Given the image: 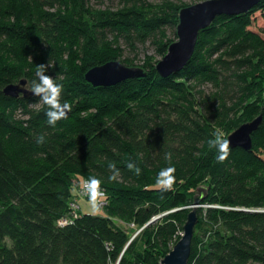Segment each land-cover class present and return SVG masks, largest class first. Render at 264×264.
Masks as SVG:
<instances>
[{"label":"trees","instance_id":"1","mask_svg":"<svg viewBox=\"0 0 264 264\" xmlns=\"http://www.w3.org/2000/svg\"><path fill=\"white\" fill-rule=\"evenodd\" d=\"M120 2L118 9H98L91 0H0V47L18 46L29 60L25 69L0 66V264H160L203 182L207 207L198 208L188 264H264V96L243 101L264 67V0L247 13L218 16L180 72L164 78L160 60L149 58L141 66L146 76L96 87L86 72L118 60L121 39L152 40L161 59L177 40L178 6ZM169 27L174 38L167 39ZM69 43L82 64L62 83L72 109L53 128L38 97H11L4 88L22 75L31 86L37 65L53 64ZM206 84L215 90L206 93ZM261 114L253 148L230 147L217 163L208 146L212 133L228 138L242 124L239 115L249 122ZM129 160L142 175L127 169ZM110 162L120 169L117 182L108 179ZM166 167L175 168L176 181L165 193L156 177ZM92 177L105 190V213L82 212L60 226ZM119 220L139 232L131 237Z\"/></svg>","mask_w":264,"mask_h":264},{"label":"water","instance_id":"2","mask_svg":"<svg viewBox=\"0 0 264 264\" xmlns=\"http://www.w3.org/2000/svg\"><path fill=\"white\" fill-rule=\"evenodd\" d=\"M261 0H205L203 2L184 7L179 13L177 25L178 39L170 44L167 54L157 63L158 73L166 78L180 72L191 60L199 34L208 28L214 20L221 15L233 16L249 12ZM147 72L142 67H131L118 61L112 60L103 65L93 67L86 72V80L94 86H111L121 81L144 77ZM27 80L22 79L18 83H12L4 88L6 95L19 97L21 94L28 96L32 92L26 88ZM70 115V113H69ZM68 115V116H69ZM263 123V115H259L252 121L246 122L232 132L227 139L230 147H241L245 150L253 148L252 135ZM206 196L205 187L199 186L195 195L192 209L187 215L183 226V235L160 264H188L192 251V241L196 225L199 222L198 208ZM182 209V208H180ZM151 220L149 223L154 221ZM148 223V224H149Z\"/></svg>","mask_w":264,"mask_h":264},{"label":"rangeland","instance_id":"3","mask_svg":"<svg viewBox=\"0 0 264 264\" xmlns=\"http://www.w3.org/2000/svg\"><path fill=\"white\" fill-rule=\"evenodd\" d=\"M203 1L205 0H145L146 5L160 7V6L172 4V5L178 6L180 9L203 2ZM91 4L95 8H98V9L100 8L118 9V8L123 7L120 0H91ZM255 26L256 28H260L263 26V19L261 18L260 13H257L256 15ZM166 33L168 37L167 39L174 38V28L169 27ZM119 45H120L119 52H121L120 54L122 56L118 59V61L122 63H124L123 61L128 62L129 64L127 66L141 67L142 64L145 62V60L149 58H153V61L161 60V55L158 54L157 52L158 46L154 44L152 40L146 43L137 42L134 45H128L124 39H121ZM27 61H29L27 54H25L20 47L7 46L5 50H3L0 47V66L6 62L8 63L14 62L16 64H20V67L25 69ZM53 64L55 65V67L54 68L49 67V71L55 69V74L52 77L56 80V82L57 83L68 82V79L74 76L70 73H72L73 71H76V68L82 64V54L78 52V49L74 44L72 43L64 44L63 51H59L58 60L55 61ZM254 74L255 75L252 81L253 83H251V86L250 85L247 86L248 87L247 94H245L243 97L244 102L246 101L251 102L255 100L254 98H250V94L259 95L260 93H262V95L264 96V67L256 71ZM22 79H28V77L26 75H22L20 80ZM27 87H30V79H28L27 81L26 88ZM202 89H204L206 93H212L215 90L213 85L211 84L204 85ZM238 119H239V122H241L242 124L247 122V121H243L244 118L242 117V115H239ZM199 186L207 187L208 183L203 182V183H200ZM196 192L198 193V188ZM96 201L97 200L95 201L91 200L90 197L89 198H85L83 196L78 197V204L80 205L83 213L99 214L100 212L95 210ZM203 206L207 207V205H202V207ZM191 209L189 208L188 211H190ZM101 212L105 213V210H102ZM198 216H199V222H200L202 217L199 214ZM186 220H187V216L185 217L184 224ZM119 224L125 230L128 231L131 237L135 236L140 230V228L134 226L132 223L127 222V221L119 220ZM181 232H184V231H179L177 237L169 245V252L173 250L174 246L182 238L183 233ZM198 232L200 231L198 230Z\"/></svg>","mask_w":264,"mask_h":264},{"label":"clouds","instance_id":"4","mask_svg":"<svg viewBox=\"0 0 264 264\" xmlns=\"http://www.w3.org/2000/svg\"><path fill=\"white\" fill-rule=\"evenodd\" d=\"M49 67L54 68L55 65L49 62V64L37 65L36 79L31 82V86L27 87L36 97L39 98V102L46 106L47 111L45 113L47 117V123L51 127H55L61 120L67 119L71 112L72 106L67 101L63 100L64 85L57 83L56 80L46 74ZM46 137L40 135L36 137L37 144H44ZM208 146L210 149L216 150L217 163H224L230 155V141L220 130H216L212 133V138L208 140ZM171 154L165 155L166 160H170ZM129 171H132L134 175H142V169L137 165L134 160H129L126 164ZM109 177L108 179L113 182L120 180V169L114 162L108 164ZM174 167H166L159 171L156 177V185L161 192H169L173 190L176 177L174 175ZM101 181L92 177L87 182L85 190L87 191L91 200L95 201L99 195V186Z\"/></svg>","mask_w":264,"mask_h":264},{"label":"built area","instance_id":"5","mask_svg":"<svg viewBox=\"0 0 264 264\" xmlns=\"http://www.w3.org/2000/svg\"><path fill=\"white\" fill-rule=\"evenodd\" d=\"M88 180L84 181L81 188L78 191V195L77 197H75L71 204H70V212L66 215L63 216L60 220H59V225L60 226H65L67 224H69L70 222H72L75 218L79 217L82 213L81 207L78 204V197H85V198H89V195L87 193V191L85 190L86 185H87ZM106 193L104 188H102L101 186H99V195L96 201V205H95V210L101 212L102 210H104L105 206L107 205V200H106Z\"/></svg>","mask_w":264,"mask_h":264},{"label":"crops","instance_id":"6","mask_svg":"<svg viewBox=\"0 0 264 264\" xmlns=\"http://www.w3.org/2000/svg\"><path fill=\"white\" fill-rule=\"evenodd\" d=\"M83 212V211H82Z\"/></svg>","mask_w":264,"mask_h":264}]
</instances>
